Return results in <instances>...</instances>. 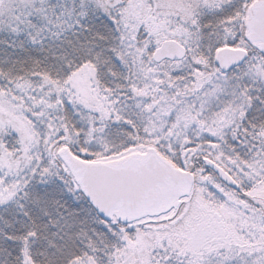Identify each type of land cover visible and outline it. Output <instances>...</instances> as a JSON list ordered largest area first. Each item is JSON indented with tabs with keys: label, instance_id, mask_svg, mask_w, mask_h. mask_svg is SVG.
<instances>
[{
	"label": "snow or ice",
	"instance_id": "6c2138e0",
	"mask_svg": "<svg viewBox=\"0 0 264 264\" xmlns=\"http://www.w3.org/2000/svg\"><path fill=\"white\" fill-rule=\"evenodd\" d=\"M0 264H264V0H0Z\"/></svg>",
	"mask_w": 264,
	"mask_h": 264
}]
</instances>
